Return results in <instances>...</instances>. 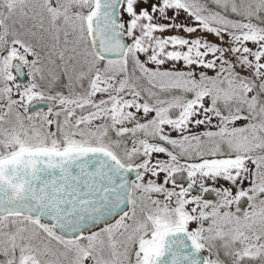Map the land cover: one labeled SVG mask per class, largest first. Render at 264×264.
Wrapping results in <instances>:
<instances>
[{
	"label": "snow or ice",
	"instance_id": "6c2138e0",
	"mask_svg": "<svg viewBox=\"0 0 264 264\" xmlns=\"http://www.w3.org/2000/svg\"><path fill=\"white\" fill-rule=\"evenodd\" d=\"M0 264H264V0H0Z\"/></svg>",
	"mask_w": 264,
	"mask_h": 264
}]
</instances>
